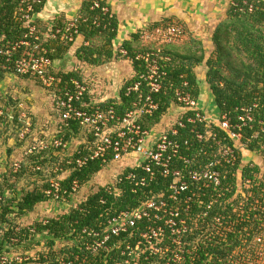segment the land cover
<instances>
[{
	"label": "built area",
	"instance_id": "obj_1",
	"mask_svg": "<svg viewBox=\"0 0 264 264\" xmlns=\"http://www.w3.org/2000/svg\"><path fill=\"white\" fill-rule=\"evenodd\" d=\"M259 1H234L230 8L233 13L249 14L256 10ZM41 4L42 0L20 1L15 19L24 23L28 34L11 45H0V59L10 63L14 53L23 47L24 53L14 61V71L33 76L50 92L52 110L62 130L72 131L75 125L83 134L84 140L80 144L85 148L80 151L79 144L74 149L77 156L68 159L66 166L81 169L97 162L104 168L125 158L133 159L135 164L121 171L114 184L103 186L107 194L119 195L120 187L126 184L132 195V207L114 213L102 229L85 227L72 240L59 242L60 249L69 250L75 246L76 251L58 254L55 264H90L94 259L93 264L191 263L194 245L185 242L186 235L193 231V226L209 228L212 223L216 228L223 227L222 214L215 213L214 208L235 188L234 184H228L229 176L241 158L252 155L248 164L254 165L253 157L257 156L249 152L248 144L264 132V117L256 119L255 112L264 98L255 96L250 103L235 106L223 114L218 112L217 119L208 117L195 98L186 75H177L174 82L167 79L165 68L172 58L163 53V47L180 41L184 29L173 21H166L158 26L147 25L137 32L144 45L153 44L148 51L136 52L133 57L124 49L117 51L120 57L131 64L137 62L140 68L136 80L125 89L127 98L133 96L129 104L122 101L118 104L91 103L86 99L85 82L76 77L67 80L58 77L49 56L53 50L43 46L49 40L64 46L73 45L81 36L80 15L66 19L62 26L55 27L49 22L43 38L33 19L36 6ZM94 10H100V15L93 17L91 24L95 28L108 27L109 23L102 25L100 18L113 17L106 0H93L90 11ZM81 21L87 19L81 18ZM30 48L31 51L27 50ZM164 86L172 91L170 109L166 111L172 117L166 126L155 131L164 116L150 127L145 124L159 110L156 96ZM1 109L0 115L3 114ZM255 123L258 131L252 130ZM245 130L246 134L252 130L250 136L244 135ZM29 133L31 124L27 120L19 138L23 140ZM50 147L66 150L69 143L56 137L49 142L34 139L26 146L25 154ZM14 166L15 170L20 167L17 163ZM62 171V168H54V173ZM238 172L234 173L237 189L241 182ZM63 174L48 181L49 188L44 194L51 198L50 202L67 204V196L71 199L80 191L81 185L76 179L63 187ZM250 183L251 180H245L246 185ZM2 200L0 191V202ZM20 232L13 231L4 244L14 248L11 252L0 253V264H37L41 261L38 251L24 252L23 246H17L23 244L17 236ZM27 232L31 237L28 242L40 238L41 234H36L33 229ZM207 233V229L204 230L202 237L210 241ZM2 236L3 232H0V239ZM255 241L261 243V238L257 236ZM55 247L54 250H60ZM40 252L45 253L43 259L47 262L48 249L45 247ZM255 255L261 260L259 264H264L263 246Z\"/></svg>",
	"mask_w": 264,
	"mask_h": 264
},
{
	"label": "trees",
	"instance_id": "obj_2",
	"mask_svg": "<svg viewBox=\"0 0 264 264\" xmlns=\"http://www.w3.org/2000/svg\"><path fill=\"white\" fill-rule=\"evenodd\" d=\"M21 0H0V45H11L12 43L20 41L29 31L22 21L16 20L15 15L18 5ZM43 1V0H42ZM240 2L241 0H235ZM255 1V0H250ZM93 0H86L82 3L79 15L81 18H86L87 21L82 22L80 18L79 33L83 36L87 45H81L75 51V57L78 61L87 63L89 65H102L108 60L112 59L113 53L110 49L113 40L116 38L117 20L113 16L110 19L100 17L102 25L109 23L106 28H95L91 21L93 17L100 15V10L90 11V6ZM41 5L36 6L35 13L39 12ZM35 16V15H34ZM34 18V17H33ZM65 18L60 16L53 19L52 22L55 27L62 26ZM169 20H163L166 22ZM171 21V20H170ZM34 24L37 30H47V24L41 25L40 22L35 21ZM161 22L149 26H158ZM212 43L214 51L209 58L205 60L204 51L198 43L191 45L189 48L179 52L177 47L173 45L163 47V53L170 55L172 62L166 66L168 80L174 82L179 74L186 75L190 85L193 87V94L196 98L200 92L197 84L196 74L194 68L201 65L203 62L207 67L206 83L214 98V103L217 112L223 114L233 110L235 106H241L250 101L255 96L264 98V2L259 1V4L252 13L240 14L233 13L229 7V12L225 20L217 25L212 32ZM136 38H139L137 33ZM32 38L26 40L31 41ZM197 43V42H195ZM44 48L53 50L50 52V57L55 60L59 58L62 53L68 51L72 45L58 44V41L49 40L45 43ZM123 49L127 51L128 55L133 57L135 51L130 46L123 45ZM31 51L30 49H27ZM24 53V48H20L13 55V60L7 63L4 59H0V80L4 79L6 74H14L22 79H35L30 75H21L14 71V61ZM119 56V55H117ZM133 77L127 81L120 90L119 97L123 104H129L133 96L127 98L125 96L126 87L136 80V74L140 71L137 62L132 63ZM75 72V71H74ZM57 73V76L62 80H67L71 77L82 79L78 73ZM41 86V82L35 79ZM167 80V81H168ZM43 87V86H42ZM172 91L164 86L160 94L156 96L159 102V110H157L153 119L146 123V126L157 124L160 122L162 116L165 117L167 110L170 109ZM86 99H88L86 97ZM264 100V99H263ZM17 101H12L9 98L8 106H13ZM108 104H117L116 100H109ZM1 108V107H0ZM15 112L13 122L17 125L21 122V133L25 128L20 113H18L17 105L11 107ZM3 110V109H2ZM258 115L256 119L264 117V101L256 110ZM17 115V116H16ZM8 114L3 112L0 115V125H7ZM30 122V121H29ZM61 127V126H60ZM32 128V127H31ZM256 123L252 130L258 131ZM32 130V129H31ZM252 130H246L244 135L250 136ZM77 126H72V131L63 128L56 138L62 139L64 142L69 143L71 135L75 136L79 133ZM29 136V135H28ZM264 132L261 133L257 140H252L248 144L250 153L255 154L261 161L254 164L253 167L249 166L248 161L251 157L241 158L237 167L232 171L229 176L228 184H234L235 188L227 193L225 199L214 208L215 213L222 214L223 227L216 228L211 223L210 227L193 226V231H189L186 235L185 242H191L194 245L193 255L190 258L191 263L186 264H259L261 260L256 258V251L264 247ZM85 146L79 145V150L83 151ZM62 151V154H61ZM70 149H58L50 147L44 151H34L30 155L23 156L27 159L25 162H18L19 168L15 170L13 164L12 175L9 176L23 177L32 172V175H39L42 182L33 183V188L22 190L16 197L7 199L9 192L3 190V200L0 202V232L3 236L0 239V253L11 252L12 248L7 245L8 238L11 237L13 231H21L20 246H29L25 251L33 250L32 247L40 241L45 242V247L48 249V261L45 262L43 255L45 253L37 252L40 255V262L37 264H55L54 260L58 254L75 252V246L69 250L62 248L54 250L56 243H64L72 238L77 237L78 232L85 227H93L102 229L107 219L114 213L121 209L132 207V195L129 193L126 184L120 187L121 193L119 195H109L103 190V187L97 189L95 193L89 194L86 199L80 203L70 207V209L61 213L59 216L47 219L45 224L43 222H35L31 226L21 227L16 225L15 219L21 218L27 213H32L37 205L50 202L51 198L44 194V191L49 188L48 181L50 178H57L63 174L61 184L67 187L72 180H78L81 187L90 181V179L100 172L103 168L99 163L92 162L81 169L74 166H66L65 163L68 159H74L76 152L66 153ZM60 156L58 157V155ZM71 155V156H70ZM252 156V155H250ZM248 159L247 163L243 160ZM39 167L40 170H36ZM62 168V172H55L54 168ZM239 169V170H238ZM239 172H238V171ZM241 175V182L237 189L235 183V174ZM233 175V176H232ZM8 182L7 175H0V179ZM251 180V183L246 185L245 180ZM236 184V185H235ZM8 190H11L15 185H8ZM2 185L0 183V189ZM5 193V194H4ZM71 199L67 196V201ZM36 234H41L40 238L32 245L28 242V232L32 230ZM208 231L210 241L202 237L204 230ZM222 232V235L220 234ZM261 238V243H257L255 239ZM28 240V241H27ZM196 245V246H195ZM95 260V259H94ZM94 260L89 263L93 264ZM96 264V263H94Z\"/></svg>",
	"mask_w": 264,
	"mask_h": 264
},
{
	"label": "crops",
	"instance_id": "obj_3",
	"mask_svg": "<svg viewBox=\"0 0 264 264\" xmlns=\"http://www.w3.org/2000/svg\"><path fill=\"white\" fill-rule=\"evenodd\" d=\"M84 1L86 0H43L41 4V9L39 10V12L35 13L33 19H35V21L37 20V22H40L41 25H44L57 17L59 18L60 16H62L65 19L72 18L73 16L79 14L82 3ZM234 1L235 0H106L110 13L117 20V31H116L117 35L116 38L113 40L112 46L110 48L113 53L112 59L98 66L89 65L87 63L78 61L75 57V51L81 45H85L84 43H86L84 41L83 36H80L77 38L76 42L69 47L68 51L62 53L59 58H55V60L53 59L52 64L54 71H56L57 73L62 72V71H57L56 66L59 64L66 65L67 64L66 62L69 61V57H68L69 54H72V58H74L77 61L78 66L81 67L83 73L85 71L87 73H96V71L106 69L107 66H111V65L114 66L113 70L118 72L119 69L118 66L121 67L123 64L126 65L127 63L129 65L130 72L129 75L126 76V78L129 77L132 78L134 74L132 64L127 59L119 60L120 56H117L118 55L117 51L123 49V45H128L133 51H135V48L133 47H135V44L138 43L137 42L138 39L136 38L137 32L145 28L147 25L159 23L162 20H171L183 27L184 29L183 38L180 41L176 42L175 43L176 45H173L174 47H177L179 49V52L184 50L185 48H189V46H191L192 44L197 45L198 43H200L204 51L205 60H206L207 58L210 57V54L214 51V46L212 43V35H213L212 32L215 30V28L219 23H221L223 20L226 19L229 12L230 3ZM261 1L264 2V0ZM204 64L205 63L203 62L198 67L194 68L197 84L199 86L200 91L209 90V87L206 83L207 67L206 66L204 67L205 71H201L202 65ZM108 71L109 70L107 69L106 72ZM75 72H77V70H75ZM100 74H102V72ZM98 75L99 74H93V77L88 78L87 84L89 85L90 88L89 90L87 86L88 100H90L91 103H98V102H108L109 100L115 99L117 104L120 103L121 99L119 97V94L118 97L116 98H108L107 96H103V94L105 93V89L103 88L105 78L103 77L98 78ZM7 77L8 78L10 77L11 79L15 77V80L17 81L16 78L17 76L16 75L14 76V74H6L4 76V78ZM126 78L122 79L119 93L123 85L130 80V79L127 80ZM19 79H20L19 83L21 84V86L28 84L27 82L29 80H24L22 78ZM82 80L84 81V79ZM202 84L203 86H201ZM16 86H18V84ZM97 86L100 87L99 88V91L101 92L100 94L97 93L95 90L96 89L95 87ZM25 88H23L24 95L25 93H27V95L29 93L32 94L33 89L30 90L26 86ZM92 88L93 90H91ZM19 89L20 87L18 88L17 92H13L14 94L13 97H11L10 95L12 101H17V99L21 97L22 92H20ZM38 92L39 91H36V93ZM37 97L38 98H36L35 103L37 107L39 106V104H40L39 107H41V113L40 114L37 113L39 114L37 116L39 118L43 117V120H45L47 117L45 116L44 111L42 112L45 99L43 96L37 95ZM26 99L28 100L29 104H33L32 102L33 99L32 100L31 98H26ZM8 101L9 98H6V102L4 103L1 102L2 104H0V107L2 109H6V107L10 108L9 109L10 113L8 114L7 119L11 120L13 119V117H15V112L11 109V107L14 106L11 105L8 106ZM213 103H214V98H213ZM15 104L19 109L22 108L24 105L23 103H15ZM51 105L53 109V104ZM49 106H50V102H48L47 108H49ZM215 111L217 112V109ZM53 113L55 117H57L54 111ZM23 114L24 113H20V118L22 119L25 118L22 117ZM27 120L30 121L29 119ZM60 126L61 125L59 123V126L57 128L58 129L57 134L58 131L62 130ZM40 133H42L44 137H40L39 139H45L48 138L47 136H49V134L45 131H42ZM83 140L84 137L82 134V137L80 138V142L78 144L82 143ZM43 204L44 203L40 205ZM65 212L67 211H64L62 213Z\"/></svg>",
	"mask_w": 264,
	"mask_h": 264
},
{
	"label": "rangeland",
	"instance_id": "obj_4",
	"mask_svg": "<svg viewBox=\"0 0 264 264\" xmlns=\"http://www.w3.org/2000/svg\"><path fill=\"white\" fill-rule=\"evenodd\" d=\"M38 32L44 38L43 30L42 31L38 30ZM137 42L138 43L135 44V47H133L135 48V52L137 53L146 52L153 46V44L144 45L143 42L139 40V38ZM173 45H176V44L174 43ZM68 57H69V61L66 62L67 63L66 65L59 64L56 66L57 71H62V73H70V72H74L75 70H77L78 74L80 76L82 75L81 77L86 82V85L88 86V88H89V85L87 84L88 78L93 77V74H99L98 78H102V77L105 78L104 80L105 82L103 84L105 93L103 94V96H107L108 98L118 97L122 79L126 78V76L129 75V72H130L129 65L127 63L126 65L123 64L121 67L118 66L119 68L118 72L114 71L113 70L114 66L111 65V66H107L106 69L96 71V73H87L86 71L83 73L82 72L83 70L81 69L80 66H78L77 61L74 58H72V54H69ZM122 59H125V58L119 57V60H122ZM204 67H205V64L202 65L201 71H205ZM107 69L109 70L108 72H106ZM77 72H74V73H77ZM101 72L102 74H100ZM16 78H17V81L15 80V77L12 79L10 77L9 78L7 77V78H4V80H0V104H2L1 102L3 103L6 102V98H10V95L11 97H13L14 95L13 92H17L18 88L20 87L19 91L22 92L21 93L22 95L20 98L17 99V103H23L24 105L22 108L17 109L18 111L17 115H19V113H24L25 118L22 119V121L23 123H25L27 119H29L32 130H31V133H29V136H26L25 139L21 140L19 138L21 134L20 130L22 129L21 126H19V124L23 125L21 122L17 125L16 123L13 122V119H11V120H8V123L6 126H4L5 124L0 125V175H7V179H8L7 183L4 182L2 178L0 179V183L2 185V188L0 190L1 191L3 190L6 193L9 192L7 199L16 197V194L19 195L22 190H28V189L33 188V183L42 182V178L37 174L36 175L30 174L32 172H28V174L26 173L25 176L23 177L21 176L19 178L17 176H14V177L9 176V173H11L12 175L14 174L13 172L14 163H18L20 161L23 163L27 160L23 156L26 146L29 143H31L34 139L41 140L39 138L44 137V135L40 132L45 131L49 134V136H47L48 138L42 139L44 141L49 142L51 139L57 136V130H58L57 128L60 123L59 119L55 117L53 111L51 110L52 100H51L50 92L46 91L35 79H25V80H29L27 82L28 84L21 86V84L19 83L20 79L18 77ZM126 79L127 80L131 79V77L126 78ZM96 80H97V77H96ZM17 84L19 87L16 86ZM25 86L28 87V89L30 90L33 89L32 94L31 93H29L28 95L27 93H25V95L23 94L24 93L23 88H25ZM201 86H203V84ZM95 88H96L95 89L96 92L100 94L101 93L99 91L100 87L97 86ZM91 90H93V88ZM36 91H39V92L36 93ZM37 95L43 96L45 99V102L42 108V112L44 111L45 116L47 117L45 120H43V117L39 118L37 116L41 113V107H39L40 104L37 107L35 103L36 98H38ZM26 98H31V100L33 99L32 100L33 104H29ZM196 99L199 105L201 106V108L203 109V112H206V115L208 117L217 119L218 113L215 111L216 109L213 103V98L209 90H205V91L201 90L196 96ZM48 102H50L51 108L50 106L49 108H47ZM14 105L16 104H13V106ZM9 109H10L9 107H6V109H3V111L6 112V114H9L10 113ZM171 117L172 116L170 115V113L167 114L165 118L161 121L160 126L156 127L154 130L158 131L161 129V126L163 125L166 126V124H168L167 121ZM75 136H78V137H75ZM75 136L70 137V139L68 140L69 141L68 149H70V151H66L67 154L69 152L72 153V150H74L79 145L78 143L80 142L82 133L79 132ZM61 154H62V151H61ZM59 156L60 154L58 155V157ZM247 157L252 158V156L250 155H248ZM253 159H254V164L255 163L258 164L261 161L259 158H256V157L255 158L253 157ZM247 161L248 159L243 160L244 163H247ZM133 165H135L133 163V159H126V158L118 162L110 163L108 166L104 167L100 172L94 175L88 183H86L83 187H81L79 189L80 191L74 197H72L71 201L68 202L67 204H60V203H54V202H46L43 205L39 204L37 205V207L34 209L32 213H27L21 218H16L15 219L16 225H19L21 227H28V226H31L35 222L37 223L43 222L47 219H51V218H55L59 216L62 212L68 211L70 207L74 206L81 200L85 199L89 194L95 193L98 188L103 187L105 185L114 184L116 176L119 173H121V171L126 169L127 167H130ZM12 184L15 185V187L11 190H8L9 188L8 185H12ZM35 242L33 240L32 245L35 244ZM41 243L43 246H40ZM40 244L37 243L36 244L38 245L37 247H35L34 245L32 247L33 251H36V252L38 251L39 253H42L40 251L45 249L44 240L40 241ZM28 247L29 246L25 245L23 246V249L21 250L25 252V250ZM55 249H60L59 242L56 243Z\"/></svg>",
	"mask_w": 264,
	"mask_h": 264
},
{
	"label": "clouds",
	"instance_id": "obj_5",
	"mask_svg": "<svg viewBox=\"0 0 264 264\" xmlns=\"http://www.w3.org/2000/svg\"><path fill=\"white\" fill-rule=\"evenodd\" d=\"M52 59V58H51ZM52 61H53V59H52Z\"/></svg>",
	"mask_w": 264,
	"mask_h": 264
}]
</instances>
